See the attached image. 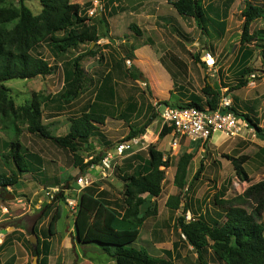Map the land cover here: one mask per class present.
I'll return each instance as SVG.
<instances>
[{"label": "rangeland", "instance_id": "374dc122", "mask_svg": "<svg viewBox=\"0 0 264 264\" xmlns=\"http://www.w3.org/2000/svg\"><path fill=\"white\" fill-rule=\"evenodd\" d=\"M71 1L82 6L83 15L91 19L90 23L97 22L98 15L105 13L106 9H109L111 1H114L113 7L119 6L118 9L122 10V12L108 19L110 23L109 36H102L100 41L94 46L88 43L79 45L76 49H70L68 53L60 56L50 52L49 46L43 44L39 48L41 55L47 58L49 63L56 68L52 75L40 76L31 80H11L4 85L9 89L8 98L14 101L16 107L24 105L26 101L32 98L33 93L50 96V101L43 105V124L47 125L51 133L56 136L65 135L68 132L66 128L68 115L73 117L81 115L87 102H90L87 105L88 111L107 115L106 117L110 119L109 125L118 120H121L119 121L121 124L125 123L124 126L119 127L117 134L109 132V135L102 132L103 128L107 131L109 125L106 127L101 125L100 131L81 143L83 150L87 153L95 148L96 153H91L94 155L93 158H104L105 146L109 147L115 141H124L128 136L125 135L128 130H131V127L140 128L151 117V113L153 114L152 108L148 111L145 107L143 109L139 107L141 104L140 99L143 101L142 98L145 101L147 99L151 100L152 105L154 103V95L150 83L142 80L143 74L137 80H133L130 74L133 66L137 67V69H139V66L144 69L147 62L144 57H140V62H136V60L138 61L136 57L137 48L143 45V47L150 46V48L156 50V56L162 59L163 62L173 64L174 80L169 91L172 98L179 100L172 99V107L179 103H190L194 95L205 101L206 98L202 90L207 80L211 84L219 86L221 84L226 86L236 85L237 69L233 63L241 46L242 24L244 21L242 11L245 0H214L213 2L202 0L207 12L211 9H220V13L216 14L219 18H215L213 13H208L211 19L217 21V24L222 20L226 22V24L224 23L226 27H217L211 22L209 24L206 22L205 25H208V30L205 33L199 29L192 17L181 16L177 10H174L172 3L175 0ZM248 1L255 5L264 3V0ZM24 4L34 14L41 12L40 0H24ZM4 6L20 8L21 3L20 0H5ZM131 24L142 27L145 32L142 37H136L130 29ZM260 29H264V19H258L252 25V32ZM150 32H156L158 36H153L154 43L150 40ZM99 33L101 35L104 34L102 29ZM90 50L93 53H89L88 51ZM143 50L145 49H142V53L145 54ZM78 55L84 57L81 64L86 84H84L82 94L76 100L69 103L62 102L59 96L64 91L65 73L73 69L74 60ZM195 56L198 57L199 62L195 60ZM250 67L253 71L250 73L248 85L237 91H229L228 88H223L222 99L231 100L232 108H236L238 111L246 112L247 110V112L253 114L259 119L261 127L264 128V67L258 50L250 62ZM139 71L143 72L140 69ZM98 72H103L102 78L108 74L112 75V84L116 95L111 102H97L96 95L100 92L102 80L99 79V76H96ZM131 86L137 91L135 93L138 100L133 103L134 111L127 118L126 115L129 112L121 110L120 102L126 103L130 101V97L134 92H132ZM156 101L158 102H155V104L164 102L159 98H156ZM251 108L254 111H251ZM114 110H121L124 116L122 114L117 115L118 112ZM51 113L59 116L65 115V117L51 122L49 120L53 116ZM156 116L155 122L149 128L157 135L158 140H156V143H152L151 146L154 145L158 150L164 151L166 157L169 156L171 158V166L172 164L176 166L175 164L185 153L192 154L193 158L187 175L188 185L192 182L200 164L204 163V172L200 179L192 182L193 187L187 195H184L186 189L182 191L183 202L189 203L190 209L196 213V217L197 215L203 216L208 221L218 219L221 209L215 204L216 195L224 199H231L244 193L250 185L264 180V141L256 137L254 130L244 127L245 124L241 121L243 129L237 136L230 138L222 133H217L212 141L209 144L208 142L205 143V145L198 142L192 143L189 139L183 138L181 139L182 142L180 141V147H175V149L174 141L171 142V145L165 146L167 144L165 139L169 141L171 139L170 137L161 138L160 133L157 132L160 128V121L158 120V115ZM17 126L20 128V133L19 135H14L10 125L7 126L6 131H3L0 124V173L4 171V174L11 175L14 172L12 169L14 167L13 161L11 159L7 161L5 156L11 150L10 143L16 140L22 143V153L26 155V159L29 161V172L21 174L22 180L32 176L36 177L37 180H46L50 174L51 165L56 166L55 163L54 165L51 162H58L57 166H61V170L65 171V163L67 164L71 157V153L67 149L59 147L50 139L42 138L37 134H29L26 124L19 122ZM161 140L162 142H160ZM186 140L189 143H185L184 141ZM86 149L89 150L87 151ZM244 154L250 156L249 162L243 166L249 175L247 181L241 180L229 160L230 156L237 157ZM90 159L87 158L86 162ZM135 159L137 158L126 159L122 162L115 160V164L118 162V165L116 167L112 166V169L107 170L99 160V168H96V170H99L93 173L94 182L89 181L90 184L86 188L84 186H86L87 182L84 177H76L75 180L71 177V184L67 182L64 187L59 188L68 194L67 199L64 202L57 201L54 209L35 225V227L38 223V226L41 225V231L39 230L41 241L44 233L49 235L47 233L48 224L52 216H54L58 205L61 206L63 215L56 228L58 231L57 237L64 236L69 231L71 228L70 220L72 218L75 219L83 189L90 188L91 190H96L97 193L107 192L110 203L122 213L120 207L123 205V179L127 176L144 173L148 169L149 160L146 156H140L139 164L132 162ZM42 164L45 166V172L44 167H41ZM93 168L94 166L91 167V169ZM169 170L171 171V168L166 171L162 195L158 199H152L153 203H151L152 205L156 204L158 215L150 217L146 221V224L141 228L139 238L131 244V247L143 249L154 257L171 259L174 264H199L195 250L186 244L177 225V218L182 214L183 204L178 211L170 210L163 204L165 197L170 192L173 191L176 195L180 193L179 189H170L172 188V183H170L171 181L168 182V180H171L169 176L171 177L172 174L171 172L169 173ZM62 173V171H58L57 174L61 176ZM81 179H83L82 184H80ZM48 184L50 183L46 181V185ZM22 188H26V191H22ZM39 188L45 199L47 197L45 188L40 186ZM79 188H82V190L78 192ZM62 189H68V191ZM36 190L37 187H29L27 189L19 181L16 186L1 190L2 192L16 194V199L7 200L5 195H2L1 200L6 208L13 212L18 210V207H23V201H30L33 198L32 194ZM21 209L24 210V208ZM247 210L251 212L249 208ZM187 214L193 217L190 211ZM67 217H70L68 221ZM44 219L47 220L43 224L41 222L45 221ZM34 221L27 217L21 218L17 222L25 225L28 229H32ZM69 233L71 249L68 256H70L71 261L68 264H116L98 246L86 243L80 244L75 240V228ZM205 259L207 264H224L214 257L212 250H208L205 254Z\"/></svg>", "mask_w": 264, "mask_h": 264}, {"label": "trees", "instance_id": "16d2710c", "mask_svg": "<svg viewBox=\"0 0 264 264\" xmlns=\"http://www.w3.org/2000/svg\"><path fill=\"white\" fill-rule=\"evenodd\" d=\"M4 3L5 0H0V124L2 129L6 131L7 126L10 125L13 134L19 135L20 128L17 124L19 122L26 124L28 133L50 139L59 147L67 149L72 155L74 167L78 168L84 177L85 172H88L93 165L98 166L99 160L103 158H93L84 163V150L81 143L100 131L99 128L105 124L107 117L94 111L82 112L81 115L70 119V129L67 134L56 136L51 133L47 125L43 124V105L50 101V96L33 93L32 98L24 105L16 107L14 101L8 98L9 89L4 84L16 79L31 80L52 75L56 68L39 51L43 44L49 46L50 52L60 56L68 53L70 49H76L79 45L86 43L96 45L102 36H109L108 19L117 16L122 10L118 9L119 6L113 7L114 1H111L109 9L98 15L97 22L90 23L91 19L83 15L82 6L71 0H40L42 9L39 14H34L24 4V0H20V8L5 7ZM172 5L181 16L192 17L204 33L208 30L206 22L208 24L211 22L217 27H226L224 20L217 24V21L211 19L205 11L202 0H175ZM242 17L244 21L239 61L242 60L240 63H235L236 85L228 86L229 91H237L248 85L250 73L253 71L250 62L257 50L264 67V29L252 32L253 23L258 19H264V3L255 5L245 0ZM101 29L103 35L99 33ZM130 29L136 37L143 36V31L138 25L131 24ZM88 52L93 53L92 50ZM83 59L82 55H78L74 60L73 69L65 73L64 91L59 96L62 102L69 103L76 100L83 92L84 84H86L81 64ZM195 60L199 62L196 56ZM130 71L133 80L142 76L135 66ZM202 92L206 97V103L194 95L190 103L178 104L174 107L195 106L203 109L207 106L212 110L217 109L222 99L221 89L207 82ZM158 104L172 107L167 101ZM152 111L153 114L143 126L137 129L131 127L124 141H131L146 133V129L158 114L156 107L152 108ZM230 111L245 121L249 128L254 130L256 137L264 141V128L261 127L258 118L251 113L238 111L236 108ZM172 131V127L163 126L160 132L161 138L171 134ZM10 144L11 150L5 158L7 161L9 159L13 161L16 171L11 175L0 173V191L16 186L21 174L29 172V161L22 153V143L16 140ZM148 152V169L144 173L123 179L122 213L102 196L95 194L93 189V191L90 188L81 191L78 211L74 219L75 240L80 244L98 246L116 264H174L171 259L154 257L143 249L131 247V244L139 238L141 228L146 221L158 215L156 204H151L152 199L162 195L166 180L165 170L171 167V158L169 156L165 158L164 153L154 145L149 146ZM192 158V154L188 153L180 157L174 177V185L179 188L180 193L170 196L166 206L170 210H179L183 204L182 214L177 218V225L186 244L195 250L199 264H207L205 254L208 250H212L214 257L224 264H264V180L250 185L244 193L231 199L216 195L215 204L221 209L218 219L208 221L203 216L196 217L193 214L192 220L188 221L186 215L191 211V206L188 202H183L182 191L186 189L184 195H187L193 187L192 182L198 181L204 172V163H201L192 182L188 185L187 175ZM229 160L241 180L247 181L249 175L243 166L250 160V156L245 154L237 157L230 156ZM112 165L117 166L114 161ZM67 196L65 192L56 194L54 200L46 204L39 219L46 217L54 209L56 202H64ZM62 215L63 210L58 205L48 224V237L44 241L39 239L35 248L31 246L33 255L39 258V264H48L51 245L47 239L56 234ZM33 231L37 233L36 227Z\"/></svg>", "mask_w": 264, "mask_h": 264}, {"label": "crops", "instance_id": "0c3cea01", "mask_svg": "<svg viewBox=\"0 0 264 264\" xmlns=\"http://www.w3.org/2000/svg\"><path fill=\"white\" fill-rule=\"evenodd\" d=\"M209 1L213 2L214 0H209ZM205 11L207 14L213 13L215 15V18H219L218 15H216V14L220 13V9H211L208 12H207V9H205ZM140 28L142 29V27H140ZM142 31H143V29H142ZM144 33L145 32L143 31V34ZM153 36L158 37L156 32H150V40L152 43H154ZM143 46L136 49V57L138 58V61L136 60V62H140V60H139L140 57H144L147 59L145 68L141 69V67L139 66V69L144 72V73L141 72L143 74L142 80L149 82L151 87H152V92L154 95V103L152 105L151 100L147 99L145 101L144 98H142L143 101H141V99H140L141 104L139 105V107H140V109H143L145 107L146 110H148V111L151 110V108L155 107V102H158V101H156V98L162 99L163 101H167L172 105V103H171L172 99H175L176 101L179 100L177 98H172L171 92L169 91L170 86H172L173 80H174V78H173L174 77V75H173V64H171L170 62H168V63L167 62L165 63V61L163 62L162 59H160L156 56V50H153L152 48H150V46H148V47H143ZM142 49H145V50H143L145 52V54L142 53ZM239 57H240V55L238 52L236 59L233 63L234 65L236 62H239V63L241 62L242 59H240V61H239ZM136 62H135V64H136ZM235 67L237 68L236 65H235ZM102 75H103V72H98L96 75V76H99V79H102L101 80V87L99 89L100 92L96 95L97 102H99V101L111 102L114 100V97L116 95L115 90H114V85L112 84L113 78H112L111 74H108L107 76H103L104 78H102ZM207 82L210 83L208 80L206 81V83ZM213 85H216V84H213ZM216 86L218 88H220L221 91L223 88H228V86H225L224 84H221L220 86L219 85H216ZM131 90H132V92L133 91L134 92H133V95L130 97V101L126 102V103L120 102L121 110L129 112L126 115L127 118L129 117L130 113L131 112L133 113V111H134L133 110V103L135 102V100H138L137 95H136L137 91L133 89V86H131ZM202 102L206 103V100L205 101L202 100ZM89 103L90 102H87L84 105L82 112H85V111L90 112V111H88V107H87V105ZM179 104H181V103H179ZM121 110L120 111L114 110V111L118 112L117 115H121L122 114ZM251 111H254L253 108H251ZM245 113H250V112H247V110H246ZM51 114L53 115L52 118L49 119L51 122L59 120L61 117H65V115L59 116L58 114H53V113H51ZM98 114H102V113H98ZM134 114H136V112H134ZM151 115H152V113H151ZM157 115H158V120L160 121L159 122L160 128L158 129L157 132L160 133L163 126H162V121L160 119L159 114H157ZM105 116H107V115H105ZM122 116H124V115L122 114ZM67 118L66 119L68 121V124H67L66 128L69 132V129H70V122L69 121L71 118H74V117L72 115H68ZM109 120H110L109 118L106 119L104 127L109 125ZM119 121H121V120H118V121L110 124L108 126L107 131L103 128L102 132L106 135H109V132H112V133L115 132L117 134L119 132L118 131L119 127H122L125 124V123L121 124ZM154 122H155V120L153 121V123ZM148 128L146 129L145 135L138 137V139L140 140V144L134 145L130 151L125 153V155L121 159L118 160L119 162L125 161L126 159L132 160L134 158H137V159L133 160L132 162L134 164H139L140 163V156H142V155L146 156L149 160L148 148L152 143H156V140H158V137L153 132L152 129H150V128L148 129ZM129 132L130 131L128 130V133L125 136H127L129 134ZM165 137H167V138L170 137V139H171L170 141L165 139V141H167V144H165V146L171 145V142L174 141L176 143V145H174V148L175 147L179 148L180 147V141H181V139H183V137L181 138V137L175 136L173 133H171ZM213 137L210 139L208 144L212 141ZM160 142H162V140ZM184 142L189 143V141H187V140ZM117 143H119V141H115L109 147L105 146V149H106L104 152L105 156H106L107 151L112 150L116 147ZM192 143H196V142H192ZM90 148H92V147H90ZM94 149H92V150L90 149L91 151H89L88 153L85 150L83 151L84 163H87L86 162L87 158L88 159L91 158L90 160L93 159L94 155L91 153H96ZM162 152L164 153V156L166 157L165 152L164 151H162ZM71 157H72V155H71ZM71 157L68 160L69 162H67V164L63 161V163H65V165H66L65 169H64L65 171L61 170V166H57L58 162H53V163L51 162V164L55 163L56 166L51 165V171H50V174L46 180H37L36 177H34V176L27 177L26 180H22V177L20 178L21 185H25V187H27V189L29 187L30 188L37 187V190L32 194L33 198L27 202L23 201V204H22L23 207H21V208H24V210H22L20 207H18V210H16V211H13V212L9 211L8 208H6V206L3 204L2 200H1V196L5 195V197H6L8 195V193H10V192L0 191V264H33L35 256L33 255L31 246H33L35 248L37 245L36 246L32 245L30 243L29 239H30L31 235L33 234V228H35V225L37 224V222L39 220H41V219H39V216L42 214L44 207L46 206V204L50 203V200L48 197H46L45 199L43 198V195L41 194V190H40L39 186L44 187L46 192H47L51 189L64 187L67 184V182H69L71 184L72 183L71 177L74 178V180L76 177H80V176L82 177L83 174L79 171V169L76 167H73L74 166L73 165V159L71 160ZM100 162H101V160H100ZM177 163L175 164L176 166H174V164H172V166L170 167L171 171L169 170V173L171 172V174H172L171 177L169 176V178H171V180H168V182L171 181L170 183H172V188H170V189H179L174 185V177H175L176 170H177ZM99 164L100 163L98 162V166L93 165L95 168H93L92 170L90 168L88 170V172H85L84 178L86 179L87 184H86V186H84V188L89 186V184H90L89 181H91V182L93 181V173H95L99 170V169L96 170L97 167L99 168ZM117 165H118V162H117ZM41 167H44V172H45V166L42 164ZM12 169L14 171H16L15 165H14V167H12ZM167 170H165V171H167ZM58 171L63 172L61 174V176H59L60 174H57ZM2 173H4V171H2ZM46 181H48V183H50V184L46 185ZM122 187L124 188V185ZM14 189H16V188L14 187ZM21 190L26 191V188H22ZM62 190L68 191V189H62ZM81 190H82V188H79L78 192ZM11 194H13V193H11ZM96 194L98 196H102V198L104 200L110 202L109 194L107 192L103 191V192L97 193V191H96ZM13 195H16V194H13ZM66 195H68V194L66 193ZM173 195H176V194H175V192L172 191L165 197L164 203H163L165 206H166V202H167L168 198L170 196H173ZM15 199H16V196H15ZM26 205H27V209H26ZM3 208H6L9 211V213L4 211ZM120 208H122V206ZM191 211L190 212L192 214L196 215V213L193 210H191ZM199 214H201V213H199ZM197 216H199V215H197ZM27 217H30L31 220H35L34 226L32 227V229H28L25 225L18 223L21 220V218L24 219ZM47 219H44L45 221L42 220L43 222H41V223L44 224ZM67 221H68V217H67ZM74 222H75V220L72 218L70 220L71 228L69 229L68 232H66V234L64 236L57 237V235H58V231H57L55 235H53L52 237H49V239H47V241L51 245L50 253L48 256V264H68L71 261L70 256H68V253L70 252V249H71V240L69 238V234H70L69 232H71V230L74 229V225H75ZM38 225H39V223H38ZM38 225L36 226L37 233L36 232L35 233L38 235V237L40 239L39 230L41 231V227H40L41 225L40 226H38ZM67 228H69V227H67ZM4 231H6V232H4ZM46 237H48V236L44 233L42 241H44V239H46Z\"/></svg>", "mask_w": 264, "mask_h": 264}, {"label": "built area", "instance_id": "2783aa9c", "mask_svg": "<svg viewBox=\"0 0 264 264\" xmlns=\"http://www.w3.org/2000/svg\"><path fill=\"white\" fill-rule=\"evenodd\" d=\"M157 104L155 107L162 121V126L172 127V133L175 136L189 139L191 142H200L205 145L217 133H222L231 138L239 135L243 129L238 116L230 111L232 101L227 98L222 99L215 110L207 106L200 109L195 106L169 107ZM245 126L248 128L247 124ZM137 144H140L138 138L117 143L114 149L107 151L106 156L101 160L102 165L106 170L112 169V162L121 159ZM82 182L83 179L80 180V184ZM60 191L59 188L51 189L47 191L46 195L52 201ZM3 209L8 211L6 208ZM186 218L188 221L192 220V216L189 214L186 215Z\"/></svg>", "mask_w": 264, "mask_h": 264}, {"label": "water", "instance_id": "95a60500", "mask_svg": "<svg viewBox=\"0 0 264 264\" xmlns=\"http://www.w3.org/2000/svg\"><path fill=\"white\" fill-rule=\"evenodd\" d=\"M95 43H92V46H94ZM6 199L7 200H14L15 199V195L11 194V193H8V195L6 196ZM70 217H68V220H69ZM6 232V231H4ZM30 243L34 246L38 245L39 243V237L38 235L33 231V234L31 235L30 239H29ZM33 264H39V258L38 256H35L34 257V261H33Z\"/></svg>", "mask_w": 264, "mask_h": 264}, {"label": "clouds", "instance_id": "9594fccd", "mask_svg": "<svg viewBox=\"0 0 264 264\" xmlns=\"http://www.w3.org/2000/svg\"><path fill=\"white\" fill-rule=\"evenodd\" d=\"M222 100V99H221ZM240 121L242 122V123H244V124H247L245 121H242L241 119H240ZM248 125V124H247ZM248 128H249V126H248ZM250 130H253V129H251V128H249ZM120 142H122V141H120ZM209 142V141H208ZM200 143V142H199ZM117 145V144H116ZM203 145V144H202ZM50 191V190H49ZM61 192H63V191H60L59 193H61ZM49 198V197H48ZM158 199V198H157ZM50 200V199H49ZM50 202H51V200H50ZM8 213H9V211H7Z\"/></svg>", "mask_w": 264, "mask_h": 264}]
</instances>
